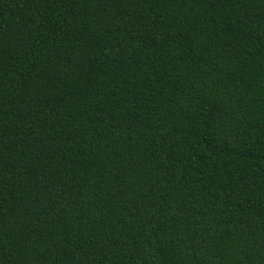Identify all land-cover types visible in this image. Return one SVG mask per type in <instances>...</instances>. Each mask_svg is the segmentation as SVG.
<instances>
[{
  "label": "trees",
  "instance_id": "16d2710c",
  "mask_svg": "<svg viewBox=\"0 0 264 264\" xmlns=\"http://www.w3.org/2000/svg\"><path fill=\"white\" fill-rule=\"evenodd\" d=\"M0 264H264V0H0Z\"/></svg>",
  "mask_w": 264,
  "mask_h": 264
}]
</instances>
